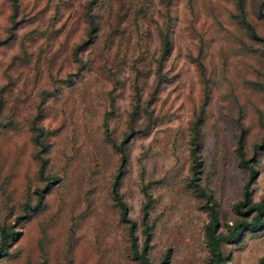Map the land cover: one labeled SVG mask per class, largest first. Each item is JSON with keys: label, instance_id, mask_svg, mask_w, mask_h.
Wrapping results in <instances>:
<instances>
[{"label": "rangeland", "instance_id": "374dc122", "mask_svg": "<svg viewBox=\"0 0 264 264\" xmlns=\"http://www.w3.org/2000/svg\"><path fill=\"white\" fill-rule=\"evenodd\" d=\"M237 3L0 0V233L15 234L0 264H141L111 195L121 164L112 141L126 138L119 192L140 246L149 197L152 263L209 257L206 201L191 184L195 128L218 230L254 218L236 210L247 176L236 138L243 131L251 157L264 136V42ZM241 5L264 39V0ZM35 128L44 130V179ZM256 168L253 203L264 197V150ZM220 247L223 264H260L264 218Z\"/></svg>", "mask_w": 264, "mask_h": 264}, {"label": "trees", "instance_id": "16d2710c", "mask_svg": "<svg viewBox=\"0 0 264 264\" xmlns=\"http://www.w3.org/2000/svg\"><path fill=\"white\" fill-rule=\"evenodd\" d=\"M241 2L242 0H238L237 6L240 12L242 22L246 25L251 36L254 39L261 40L264 42V39L259 37L254 32L250 24L244 18L242 13L243 8ZM111 105H113V102H111ZM34 130L36 132V135H34L33 137V143L34 146L38 148V151L36 152L35 155V159L38 162V174L42 179H44L45 178L44 171L46 167V161L43 157L44 148H45L44 130L42 128H35ZM131 130L133 131V129ZM104 133L106 137L111 140L108 124L106 121L104 122ZM198 139H199V130L195 128L193 130V137L191 140L192 143L191 156L193 160V165L191 167V176H192L191 184L196 190H201L204 193V198L206 201L205 209L207 210L209 216V222L205 226V239L209 251V257L206 261V264H223L226 262L227 258L223 256L221 252V247H220L221 244L226 243L230 245L237 243L240 240L243 233L253 232L257 230L261 225V220L264 218V197L257 203H253L251 200V187L258 176L256 161L259 152L264 150V136L261 138V140L258 143L253 144L251 157H247L245 154L243 131H241L236 138L237 164L247 173L242 188V200L240 201L239 205L236 207V210L240 212L241 209H245L247 214H251L255 212L256 215L250 222L246 220H238L232 226L227 225V229H228L227 234H223L218 230L219 225H218L217 213L213 205L211 204V202L213 201L212 196L210 194H206L202 190L199 183V171L197 169L198 166L197 150L199 149ZM128 140H129L128 138L124 139L120 145H118L117 143L111 140L113 147L116 148L117 151L121 154V164L111 187V195L115 203V206L119 211L120 221L122 223L127 224L129 227L131 255L141 264H154L150 261V259L147 256V251L149 249V245L151 241V231L153 227V225L149 222V215H148L149 197H147V201L142 209L141 225H142L143 243L140 246L138 236L135 232L136 225L129 218L128 206L119 192V180L122 176L126 162L124 146L127 144ZM41 199L42 197L39 196L38 198L39 201L37 202L36 206H38ZM0 236H1V243H0V257H1L6 254L5 251L8 246L9 239L13 238L15 234L11 230L2 229ZM263 261L264 258L260 261V264H262Z\"/></svg>", "mask_w": 264, "mask_h": 264}]
</instances>
